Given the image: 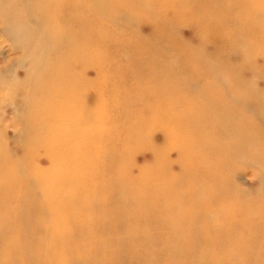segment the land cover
Listing matches in <instances>:
<instances>
[{
	"label": "bare ground",
	"instance_id": "obj_1",
	"mask_svg": "<svg viewBox=\"0 0 264 264\" xmlns=\"http://www.w3.org/2000/svg\"><path fill=\"white\" fill-rule=\"evenodd\" d=\"M5 1L0 0L4 2L2 5L7 4ZM10 1H16L18 6L15 9L19 8L24 14V18L19 17L14 25L26 18L41 20L46 25L45 29H49L46 35L56 31L61 34L59 36L70 33L72 37H78L76 41L63 45L62 55L55 64L50 59L46 60L41 82H36V87L28 94L34 100L50 95L54 99L45 103L39 101L35 105L40 114L34 126L35 140L26 149L31 158L22 162L25 176L20 174L17 162L8 159L0 149V264H97L98 254L102 256V264H193L201 251L197 235L200 227H203V233L209 232L206 227L209 213H197L196 207L207 206L209 211L219 200L225 203L228 200L225 195L220 196L221 186L215 181L219 179L215 176L219 175V169L209 162L186 157V142L196 139L197 134L194 132V138L189 137V140L178 138V135L203 120L197 116L202 114V105L207 99H214L210 107L219 106L226 113L233 104L227 97L231 93L226 94L222 90L219 72L212 69L210 59L201 57L198 60L191 47L173 41L166 32V25L169 19L185 18L193 22L199 37L206 42L222 38L232 44L237 39H244L264 55V0H219L227 13L224 19H232L236 25L233 29L228 26L226 30L218 23L221 20L220 6L212 5L209 0L199 1V11L188 0ZM94 4H98V10L93 9ZM121 12L148 15L158 22L159 33L155 37L157 44L154 49L147 48L145 44L138 45L142 42L138 37L108 36L111 27L102 24L100 17ZM74 26L78 28L69 29ZM161 43H171L178 52L175 55L171 53L174 51L169 52L173 56L172 65L180 69L177 75H171L165 69L168 65L163 63L165 59L160 58L161 53L166 54L162 52L164 47ZM108 48L111 53L104 50ZM89 50H92L90 56ZM124 51L130 55L127 63L133 64L127 65L126 71L120 65ZM114 53L117 56H113ZM85 63L95 66L98 71V79L93 84L99 88L100 94L95 101L83 94ZM106 65L110 70H106ZM54 69L57 72H52ZM161 69L171 77L169 81L164 78L157 83L155 79L161 74ZM113 77L129 80L132 87L126 90L127 95L142 94L145 97V94H154L163 103L169 100L173 106L163 108L159 103L128 98L127 106H123L131 115L129 122L121 126L118 113L114 114L116 120L106 144H102V131L91 129L90 125L106 120L94 111L106 101L104 87ZM199 79L205 86L202 91L204 97L201 92L196 95L190 88V83ZM168 83L170 86L166 85ZM221 84L224 85L225 81ZM233 93L236 96L243 94L240 89L233 90ZM110 98L114 104L115 94ZM156 109L160 117L151 114ZM117 126H121L120 129ZM156 126L163 131L161 143L151 136V130ZM245 126L237 138L241 144L246 139H255L249 126ZM234 129L237 130L236 127ZM167 140L180 149L183 164L182 178L176 185L169 183L167 192L180 197L172 202L158 193L146 201L144 193L152 192L161 184L158 161ZM147 146L154 149L156 162L139 165L134 154ZM40 153L49 163L45 168L35 164L34 159ZM105 154L109 155L108 159ZM131 166L138 167L140 172L133 175ZM193 172L196 176L190 177ZM112 180L115 184L111 183ZM116 183L126 194L121 202L112 205L109 199L97 201L95 197L98 194H113ZM32 186L35 195L26 192ZM75 187L95 194L89 203L92 211L118 214L115 219L106 217L102 226L104 233L97 242L90 241L84 245L77 242L81 236L92 237L90 234L97 224H92L90 212L86 213L87 209L82 204L78 211L72 210L73 204L79 201L77 196H80L72 191ZM67 191L70 192L67 194ZM99 203L104 206L100 207ZM43 212L46 217H42ZM219 214L224 216L222 212ZM250 226L254 227L249 224L244 237ZM42 229L47 230L46 237L41 235ZM194 229L195 233H192ZM117 230L121 231H118L121 235L118 240ZM242 242L244 247H236L235 251L245 252L243 256L247 258L244 260L211 254L206 264H264V255H257L262 250L255 249L247 238ZM172 252L177 254L172 255Z\"/></svg>",
	"mask_w": 264,
	"mask_h": 264
},
{
	"label": "rangeland",
	"instance_id": "obj_2",
	"mask_svg": "<svg viewBox=\"0 0 264 264\" xmlns=\"http://www.w3.org/2000/svg\"><path fill=\"white\" fill-rule=\"evenodd\" d=\"M199 1L202 0H188L189 4L197 7L196 10H198V5H200ZM5 2L7 3L6 5H2L4 2H0V149L3 150L8 159L17 162L18 167L21 169L20 174L25 176V167L22 162L25 158H31L26 153V149H29L35 140L34 126L38 123L40 114L35 109V105L39 101L45 103L47 100L53 101L54 99L50 95L48 98L44 97L45 99L34 100L28 94L36 87V82H41L42 69L45 67L46 60L50 59L55 64L62 55L60 51L63 45L69 41H76L78 36L72 37L70 33L59 36L61 34L58 35L56 31H51L50 35H46L45 32L49 29H45L46 25L44 26L41 20L26 18L22 19L18 25H14L19 17L24 18V14L19 8L15 9L18 6L16 1L6 0ZM209 3H213L212 5L217 7L220 6L218 11L219 18H221L220 22L218 21L219 26L223 25L225 30L228 26L230 29L235 28L236 25L232 19H224L227 13L221 6V4L223 5L222 1L209 0ZM93 9L98 10V4H94ZM67 18L69 20V17ZM100 22L111 27L110 31H108L109 33H107L109 37H119L121 35L125 38L138 37V40L142 41L138 45L143 46L145 44L149 49H154L157 44L155 37L159 33L158 22L152 20L148 15L123 14V12L110 13L102 15ZM77 28V26H74L69 29ZM166 32L176 43L191 47L190 49L194 50L193 53H195L198 60L201 57L210 59L213 66L212 69L218 70L221 78L220 83L216 82L221 85L222 90L226 94L231 93L227 97L232 100L233 104L226 113L220 110L219 106L210 107L214 99H207L202 105L204 108L202 114L197 116V118H203V120L195 125L194 128L191 127L189 131H183L178 135V138L189 140L188 138L192 137L194 132L197 134L196 139L192 137L194 138L193 140H186V143H188L186 157H192L199 162H209V164L218 168L220 171L219 175L216 174L215 176H218L219 179L214 180L221 186L219 187L222 190L220 196L225 195L226 200L230 201L225 203L219 200L216 202L217 204L215 203V207L209 211L206 210L207 206H203L201 209L196 207L197 213H209L208 222L205 221L204 223H208L206 227L209 232L203 233V227H200L197 235H199L200 243L198 249L201 251L198 254L199 259H195L193 264H206L211 254L238 257L240 260H244L247 258V256H243L246 253L235 251V249L236 247L237 249L243 248L242 240L246 238L252 242L255 249L259 250V252L262 250L259 254L257 252V255L263 256L264 55L259 50L252 48L250 42L244 39L242 41L237 39V42L232 44L222 38L206 42V39L199 37L200 35L196 32L193 22L185 18L169 19L166 25ZM171 43L173 44V42ZM171 43L170 45L161 43L162 47H164L162 52L166 53L167 56L161 53L160 58L165 59L163 63L168 65L165 69L170 71L171 75H177L180 69L172 65L173 56L169 52L171 50L174 51L171 52L174 55L175 52H178ZM104 50L108 52L110 48ZM109 52L111 53V51ZM124 52L120 53L122 56L120 65L123 70H125L127 65H133L132 63H127L130 55L127 51ZM88 54L89 56L92 55V50H89ZM113 56H117V53H114ZM204 62L207 61L205 60ZM84 65V70L86 67L88 68H86L85 72L83 70V80L86 81V85L84 84L83 87V94L85 98L95 101L100 94L99 88L93 84L98 79V71L91 64L85 63ZM108 67L106 65V70H110ZM52 72H57V70L54 69ZM171 75L169 73L166 75L161 69V74L155 80L157 83L165 79L169 81ZM120 78L113 77L106 82V87H104V101H106L97 106V108L95 107L96 111H94V114L105 117L106 120H102V123L90 125L91 129L95 128L102 131L101 134H103L104 138L102 144H106L108 133L114 120H116L114 114L118 113L116 115L120 118L121 126L122 123L124 125V123L129 122L131 115L128 113L129 110L123 106H127L128 98L148 103H159L163 108L164 106L166 108L173 106L169 100H165L163 103L162 99L154 94H145V97L142 94L141 96L143 97L132 93L131 96L127 95L126 90L131 88L132 85L127 78H125L126 80ZM222 81H225L224 85L221 84ZM166 85L170 86L169 83ZM166 85H164L165 88H167ZM190 88L195 91L196 95L201 92L203 97L205 96L202 92L205 86L200 79L192 81ZM236 89H240L241 93H243L242 96L240 94L239 96L234 95L233 90ZM228 90L230 91L228 92ZM112 94H115L114 104L110 101V95ZM151 114L154 117H160L161 115L157 109ZM245 124L247 127L249 126V130L255 135V139H246L241 144V141L237 138L239 137L240 129L246 127ZM121 126L117 127L120 129ZM234 126L238 131L234 129ZM162 135L163 131L160 126H156L151 130V136L159 143L162 142L160 139ZM41 152L43 153V151ZM162 152L163 154L160 155L158 161L161 167L160 173L158 172V175L161 176V184L152 192L148 190L144 193L146 201L149 200L150 196L152 197L158 193L161 194L163 199H170L172 202L180 197L174 192L172 194L167 192L168 184L176 185L183 176L180 149L174 143L168 141L163 144ZM42 153L34 160L36 165L45 168L49 163L46 157L42 156ZM105 157L108 159L109 155L105 154ZM134 160L139 165L155 163V151L152 147L147 146V148L134 154ZM130 168L133 175H137L140 172L136 166H131ZM191 176H196L195 172ZM111 183L115 184L114 180ZM118 185L119 183H116V189H114L113 194L107 196L98 194L97 197L91 191L87 193V191L85 192L82 189L81 191L80 189L77 190L76 187L72 189L75 195L80 194V196H77L79 201L73 204L72 210L78 211L79 207L83 205L87 209L86 213L90 212L91 220H93L92 224L93 222L97 224V228L95 227L96 229H93L90 234L92 237L81 236L77 239L80 245L87 244L90 241L97 242L98 238L102 237V233H104L102 226L106 217L111 219L118 217V214H113V212L106 214L105 210L103 213L94 212L89 206L94 197L97 201H107L109 199L112 205L115 202H121L126 194ZM26 192L36 194L34 186ZM69 192L67 191V194ZM227 204L229 205L228 208L224 209ZM99 205L100 207L104 206L102 203H99ZM221 212L224 216L219 214ZM46 216L47 214L43 212L42 217ZM249 224L254 227L250 226L249 233L247 232L248 234L244 237L245 232L249 229ZM195 230L192 233H195ZM118 231L116 240L121 238ZM40 233L44 237L48 235L46 229H42ZM171 254L176 255L177 253L172 252ZM98 257L96 259L97 264H102V256L98 254Z\"/></svg>",
	"mask_w": 264,
	"mask_h": 264
}]
</instances>
